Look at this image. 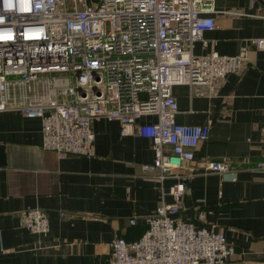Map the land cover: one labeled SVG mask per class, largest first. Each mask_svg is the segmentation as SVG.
I'll list each match as a JSON object with an SVG mask.
<instances>
[{
  "label": "built area",
  "instance_id": "2783aa9c",
  "mask_svg": "<svg viewBox=\"0 0 264 264\" xmlns=\"http://www.w3.org/2000/svg\"><path fill=\"white\" fill-rule=\"evenodd\" d=\"M7 2L0 0V112L40 118L43 148L60 158L95 156L92 123L119 122L122 136L152 142L155 159L145 173L184 179L139 239L111 243L110 264H227L235 249L224 233L180 216L185 180L194 175L180 172L209 128L177 122L172 89L219 86L248 63L249 48L264 51V38L249 39L234 56L195 55V44L207 45L205 32L217 26L209 0H10L11 8ZM254 169L264 172V154ZM203 170L236 172L230 161H209ZM25 227L49 233L48 212L27 211Z\"/></svg>",
  "mask_w": 264,
  "mask_h": 264
},
{
  "label": "crops",
  "instance_id": "0c3cea01",
  "mask_svg": "<svg viewBox=\"0 0 264 264\" xmlns=\"http://www.w3.org/2000/svg\"><path fill=\"white\" fill-rule=\"evenodd\" d=\"M216 28L197 42V56H234L251 38H264V0H209ZM185 126H207L208 138L181 170L186 192L180 216L215 226L235 254L227 264H264V51L249 48L248 63L219 86H174ZM154 121L142 118L140 122ZM95 156L60 158L43 148L42 120L0 112V264H110L113 241L139 239L148 218L172 203L181 178L147 174L152 142L122 136L116 121L95 120ZM209 161H230L235 173H204ZM48 212L50 231L25 227V213ZM135 221V224L131 223Z\"/></svg>",
  "mask_w": 264,
  "mask_h": 264
},
{
  "label": "clouds",
  "instance_id": "9594fccd",
  "mask_svg": "<svg viewBox=\"0 0 264 264\" xmlns=\"http://www.w3.org/2000/svg\"><path fill=\"white\" fill-rule=\"evenodd\" d=\"M7 7H9V8L12 7V4H11L10 0H9V2H7ZM25 8H26V7H25Z\"/></svg>",
  "mask_w": 264,
  "mask_h": 264
}]
</instances>
